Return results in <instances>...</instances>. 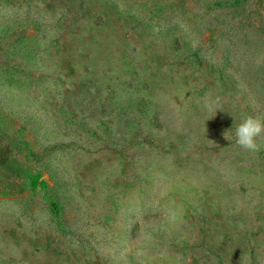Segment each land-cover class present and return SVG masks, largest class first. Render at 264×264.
<instances>
[{
    "label": "rangeland",
    "instance_id": "374dc122",
    "mask_svg": "<svg viewBox=\"0 0 264 264\" xmlns=\"http://www.w3.org/2000/svg\"><path fill=\"white\" fill-rule=\"evenodd\" d=\"M249 114L264 0H0V264H264Z\"/></svg>",
    "mask_w": 264,
    "mask_h": 264
},
{
    "label": "clouds",
    "instance_id": "9594fccd",
    "mask_svg": "<svg viewBox=\"0 0 264 264\" xmlns=\"http://www.w3.org/2000/svg\"><path fill=\"white\" fill-rule=\"evenodd\" d=\"M262 135H264V119L257 116L249 114L235 125L236 143L247 151H259L257 139ZM225 137L229 140L228 132L225 133Z\"/></svg>",
    "mask_w": 264,
    "mask_h": 264
}]
</instances>
